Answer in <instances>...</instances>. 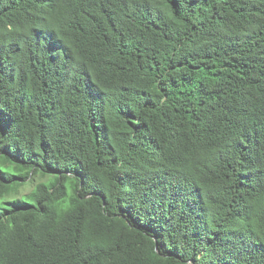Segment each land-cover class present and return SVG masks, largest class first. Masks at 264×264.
<instances>
[{"label":"trees","instance_id":"obj_1","mask_svg":"<svg viewBox=\"0 0 264 264\" xmlns=\"http://www.w3.org/2000/svg\"><path fill=\"white\" fill-rule=\"evenodd\" d=\"M0 264H264V0H0Z\"/></svg>","mask_w":264,"mask_h":264}]
</instances>
